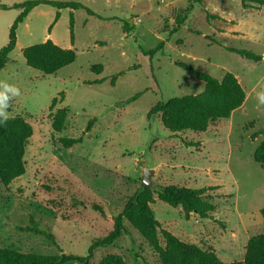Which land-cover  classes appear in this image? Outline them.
<instances>
[{"label":"rangeland","instance_id":"1","mask_svg":"<svg viewBox=\"0 0 264 264\" xmlns=\"http://www.w3.org/2000/svg\"><path fill=\"white\" fill-rule=\"evenodd\" d=\"M23 1L31 0H0V4ZM51 1L79 2L105 20L82 10L61 9L54 23L57 10L40 4L16 30V46L0 80L20 88L22 94L12 100L8 111L11 118L20 117L30 125L32 136L23 149L24 174L7 185L0 182V248L85 258L91 243L111 230L113 218L140 187L146 169L152 170L154 189L217 187L204 194L214 206L208 218L195 214L185 218L179 207L152 195L149 206L160 224L161 248L165 242L160 231L166 230L181 242L213 250L222 262L242 261L247 240L264 233L260 214L264 167L253 159L264 142V108L257 107L255 98L264 87V12L244 10L239 0ZM18 13L0 10V48L6 45ZM177 17H184L183 23L173 32ZM204 36L219 44H210ZM47 40L74 50V61L52 75L28 67L22 56V49ZM161 43L162 49L151 58L142 54L141 50L156 49ZM223 47L250 50L261 60H246ZM177 62L218 81L232 73L245 92L243 105L228 119L209 123L204 132L172 134L159 115L148 119L156 103L204 91L205 84L177 67ZM97 80L102 82L86 84ZM136 94L140 96L135 101L124 104ZM50 107L52 113H66L59 133L51 128ZM65 137H82V141L65 149L61 141ZM93 205L103 213L93 210ZM124 224L127 235L93 250L86 263L68 264H101L108 257L122 264H161L139 230L127 221Z\"/></svg>","mask_w":264,"mask_h":264},{"label":"trees","instance_id":"2","mask_svg":"<svg viewBox=\"0 0 264 264\" xmlns=\"http://www.w3.org/2000/svg\"><path fill=\"white\" fill-rule=\"evenodd\" d=\"M202 0H196L200 3ZM242 9L250 7L264 8V0H239ZM191 3V2H189ZM47 5L57 10L54 23L59 18L61 9H70L71 11L82 10L88 16L105 20L91 9L85 7L79 2L74 1H51V0H31L14 3L12 5L0 4V10H19L13 23L9 27L8 40L6 45L0 48V71L2 70L8 55L16 46V30L27 15L38 5ZM189 12V8L183 11ZM185 17V15H184ZM183 18H176L175 32L183 23ZM208 18H217L207 16ZM53 25V24H52ZM52 25L49 27V33ZM123 31H127L124 27ZM69 35L71 45L74 40V17L69 15ZM210 44H219L212 37L204 36ZM103 44V43H102ZM163 43L156 49L142 51L144 56L151 58L157 51L161 50ZM226 51L237 56L259 62L261 56L250 50L235 49L223 47ZM22 56L25 64L41 72L44 75L55 74L58 70L68 66L74 61V50L61 48L51 40L42 44L32 45L22 49ZM175 65L188 72L197 80L205 84L204 91L197 96L173 97L166 102H158L151 107L147 113V118L159 115L162 124L172 134L182 131L204 132L209 123L222 119H228L232 112L240 108L245 101V92L239 84L237 78L232 73H225L220 81L211 75L196 70L193 67L177 62ZM100 70L101 67L98 66ZM133 69L138 68L133 66ZM95 72V71H93ZM96 71L95 73H97ZM123 75L119 73L117 76ZM116 77H113L111 84ZM102 80L87 82L86 84H99ZM150 90V89H148ZM140 94H136L124 101V104L135 101ZM52 100L51 107L55 104ZM48 115L51 121V128L55 133L62 130L66 113L56 112ZM94 122L91 120L84 133L88 132ZM32 136L30 125L25 123L20 117L10 118L6 124H0V182L3 185L9 184L13 179L24 174V162L22 161L23 149L27 139ZM62 146L67 149L82 141L78 138H62ZM253 159L261 167H264V142L260 143L254 151ZM217 187H203L199 189L163 186L157 188L139 187L135 193L130 196L125 203L122 211L113 218L111 230L101 238L95 239L89 249L87 256L81 258L71 254L60 253L56 256L38 255L33 253H19L7 248H0V264H68L70 262H85L91 258L93 250L112 245L121 235H127L128 229L124 221L129 222L136 227L143 235L144 239L158 253L161 264H264V233L250 237L245 246V253L242 261L222 262L213 250L204 251L196 245L181 242L177 237L166 230H161L160 234L165 242V248H161L158 242V229L160 224L155 219L150 203L152 195L174 208H180L187 218L190 214H195L200 218H208L214 211V206L208 202L204 195L206 191L216 189ZM154 190V191H153ZM76 205H82V202L75 201ZM92 209L103 213L101 207L93 205ZM262 220H264V208L260 209ZM28 230V229H27ZM30 230V229H29ZM32 232H36L33 228ZM45 236L49 241L53 237L45 232L38 233ZM101 264H122L117 258L108 257Z\"/></svg>","mask_w":264,"mask_h":264},{"label":"clouds","instance_id":"3","mask_svg":"<svg viewBox=\"0 0 264 264\" xmlns=\"http://www.w3.org/2000/svg\"><path fill=\"white\" fill-rule=\"evenodd\" d=\"M21 94V90L17 85L0 80V124H6L11 118L8 109L11 106L12 100ZM255 98L257 107L264 108V87L256 91Z\"/></svg>","mask_w":264,"mask_h":264},{"label":"water","instance_id":"4","mask_svg":"<svg viewBox=\"0 0 264 264\" xmlns=\"http://www.w3.org/2000/svg\"><path fill=\"white\" fill-rule=\"evenodd\" d=\"M152 174V170H144L143 171V178H142V181H141V184H140V187L141 188H149L152 186V182H151V176Z\"/></svg>","mask_w":264,"mask_h":264},{"label":"crops","instance_id":"5","mask_svg":"<svg viewBox=\"0 0 264 264\" xmlns=\"http://www.w3.org/2000/svg\"><path fill=\"white\" fill-rule=\"evenodd\" d=\"M248 10H254V11H256L257 13H262V12H264V8H254V7H250ZM30 14V13H29ZM28 14V15H29ZM27 15V16H28ZM26 19V18H25ZM238 25H239V23L237 22V24H235L234 25V27H236L235 29H237L238 28ZM236 32H237V30H236Z\"/></svg>","mask_w":264,"mask_h":264}]
</instances>
